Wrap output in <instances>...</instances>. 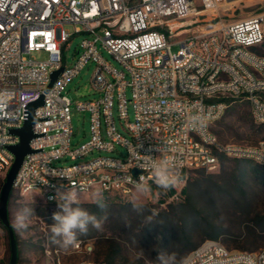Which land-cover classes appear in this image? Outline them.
Listing matches in <instances>:
<instances>
[{
	"label": "built area",
	"instance_id": "1",
	"mask_svg": "<svg viewBox=\"0 0 264 264\" xmlns=\"http://www.w3.org/2000/svg\"><path fill=\"white\" fill-rule=\"evenodd\" d=\"M232 1L0 0V177L6 178L16 161L10 148L21 138L13 131L25 126L29 106L43 97L44 105L35 112L36 137L30 144L34 153L25 158L14 184V191L23 196L39 192L47 203L62 204L57 193L70 188L75 202L92 193L129 197L135 191L123 182L127 174L137 181L142 175L149 188L158 187L150 171L136 166L143 156L164 154L181 162L179 193L170 202L180 199L189 172L216 173L223 157L264 167V141L257 146L223 144L213 132L229 109L241 103L250 105L257 125H264V13L230 24L218 22L209 33L195 32L182 40L164 30L170 22L201 11L217 13ZM83 34L93 38L83 41L79 60L68 67L63 47ZM174 46H180L178 53L172 51ZM100 47L124 71L107 62ZM36 53L48 59L38 60ZM91 63L96 65L93 84L102 97L77 103L79 111L91 113L92 134L74 149L73 102L66 88ZM62 69L47 93L53 74ZM116 100L121 128L114 116ZM119 148L126 157L118 156ZM94 152L108 156L55 166L62 159L78 162ZM74 249L93 251L83 242ZM187 261L264 264V249L231 251L219 241H207Z\"/></svg>",
	"mask_w": 264,
	"mask_h": 264
},
{
	"label": "rangeland",
	"instance_id": "2",
	"mask_svg": "<svg viewBox=\"0 0 264 264\" xmlns=\"http://www.w3.org/2000/svg\"><path fill=\"white\" fill-rule=\"evenodd\" d=\"M264 13V0H234L223 4L217 13L207 14L201 11L199 15L191 18L170 22L164 30L169 35L176 34L178 40L186 39L195 32L209 33L218 22L230 24L250 16ZM68 30L72 31L71 27ZM93 36L83 34L76 36L63 47L64 64L73 67L82 54V43ZM174 53L180 51V46L172 48ZM104 59L113 67L124 71L112 55L101 49ZM38 60H47L48 55L36 53ZM96 65H87L80 74L66 88V95L73 102V148H79L91 139V113L79 111L77 103L99 100L102 94L93 84ZM130 79V77L128 78ZM129 100H132V89L127 91ZM116 123L121 128L118 111V100L114 110ZM129 121H134V108L129 106ZM242 118V119H241ZM213 131L223 144H242L257 146L264 141V126L253 121L252 110L249 104L234 105L214 126ZM119 157H126L124 149L119 148ZM107 153L94 152L73 162L62 159L55 163L56 167H68L76 163L92 161ZM116 157L117 155H110ZM255 162L239 160H222V167L216 173L204 171H191L182 185L190 187L192 208L172 209L158 203L157 195L163 189L149 188L142 195L134 192L129 197L99 195L107 205L99 215L94 213L95 201L98 194L83 195L73 207L87 209L98 218L107 214V220L100 231L90 227L87 236H80L79 240L84 245H91L92 253L76 252L74 248L64 249L59 243L54 242L51 226L54 223L53 214L61 211L59 206H48L41 194L21 195L14 191L9 204L10 219L16 230L19 245L18 264H83L104 263L110 257L115 264H153L156 256L155 249L164 247L169 251L182 253V245L173 238L174 230L178 231L184 226L190 234L189 246L192 251L201 247L207 241H216L212 237L219 235L221 242L231 251L258 253L264 249V167L259 165V170L254 171ZM6 178L0 177V196ZM184 186V187H185ZM144 203L148 209H154L157 215L152 223H147L144 216H138L132 209L131 202L136 200ZM33 200L35 203H33ZM182 199L175 202H182ZM129 204V207H123ZM34 207L35 215L30 217L25 229H18L15 217L23 207ZM169 219V229L166 238L152 240L160 232L159 222L161 217ZM147 223V224H145ZM178 233V232H177ZM149 234V235H147ZM165 241V242H163ZM143 249L145 255L137 260V252ZM49 253H52L51 255ZM12 252L8 231L0 225V264H11ZM60 262V263H59Z\"/></svg>",
	"mask_w": 264,
	"mask_h": 264
},
{
	"label": "clouds",
	"instance_id": "3",
	"mask_svg": "<svg viewBox=\"0 0 264 264\" xmlns=\"http://www.w3.org/2000/svg\"><path fill=\"white\" fill-rule=\"evenodd\" d=\"M163 153V152H162ZM141 163L137 164L143 171H150L154 183L163 190H169L175 187L180 182V167L181 162L172 156L152 158L143 156ZM123 182L132 185L133 190L137 194H144L149 191V187L144 183V178L141 175L139 181L134 180L131 174H127L123 178ZM39 192L37 193V195ZM57 200L63 201L59 204L61 211L53 214L54 223L51 226L54 242L60 244L64 249L78 248L81 241L80 236H87L90 227L97 231L102 230L103 223L107 220V214L102 218H98L94 213H90L87 209L81 207H73L76 200L75 192L68 188L65 191L58 192ZM139 196L136 200L131 202L133 211L138 216H146L147 223L156 222L154 217L157 215L154 209H148L144 203L138 202ZM33 203L34 200H33ZM98 208L103 211L107 206L99 195L95 201ZM35 215L34 207H23L17 212L15 217L16 227L18 229H25L28 226L30 217ZM145 223V224H147ZM159 223V222H157ZM156 256L153 259V264H188L186 257H178L175 251H169L167 248L160 247L155 249ZM145 252L140 249L136 254V259L143 258Z\"/></svg>",
	"mask_w": 264,
	"mask_h": 264
},
{
	"label": "water",
	"instance_id": "4",
	"mask_svg": "<svg viewBox=\"0 0 264 264\" xmlns=\"http://www.w3.org/2000/svg\"><path fill=\"white\" fill-rule=\"evenodd\" d=\"M63 72L64 69L57 71L53 74L52 83L47 89L46 91L47 93H49L52 90L53 86L58 81V79L60 78ZM43 105H44V97L38 102L31 104L28 108L29 116L25 126L21 130L13 131L14 134L18 135L21 138V143L18 146L10 148V150L16 156V161L6 177V182L0 196V221L2 225L7 229L10 236V245L12 252L11 264H18L19 245L16 236V230L13 227L10 219V211H9L10 199L14 190L15 181L24 164L25 158L28 155L34 153V151L31 149L30 144L31 141L36 137L35 133L33 132L34 125L37 123V119L35 118V112L38 108L42 107ZM137 174L138 172H136V175Z\"/></svg>",
	"mask_w": 264,
	"mask_h": 264
},
{
	"label": "trees",
	"instance_id": "5",
	"mask_svg": "<svg viewBox=\"0 0 264 264\" xmlns=\"http://www.w3.org/2000/svg\"><path fill=\"white\" fill-rule=\"evenodd\" d=\"M231 109V108H230ZM229 109V110H230ZM229 112V111H228ZM228 112L226 114H228ZM226 116V115H225ZM242 119V118H241ZM254 121V120H253ZM264 126V125H262ZM214 132V131H213ZM215 133V132H214ZM223 159H229V160H235V159H230V158H225L223 157ZM239 161H248L250 163H254V161L252 160H239ZM257 164V163H256ZM257 170H259V164L256 165V167H254V171L256 172ZM154 193L157 194V189H159V187H154ZM14 192V190H13ZM179 193V188L178 187H173L171 189L168 190V192H165L164 190L163 191H160V195H157V197L159 198L158 199V203L160 205H166V206H169L171 207L172 209H185V208H192V197H191V193H190V187L188 185H186L182 191L180 192L179 196H180V199H182L183 203H178V202H170V198H172L173 196L177 195ZM13 196V193L11 195V197ZM11 200V199H10ZM48 206H59V204H53V203H47ZM107 206V205H106ZM131 205L129 204H123V207H129ZM107 208V207H106ZM101 209L97 207V205H95V210H94V213L96 215H99L101 213ZM264 219V218H263ZM0 225L1 227L7 231V229L2 225L1 221H0ZM159 225L161 227L160 229V232L159 234H157L155 237H152L151 239L152 240H159V238L161 237H166V232L167 230L169 229V219L167 217H161L160 221H159ZM178 232V233H177ZM149 235V234H147ZM161 236V237H160ZM154 238V239H153ZM173 238H175V240L177 239L178 243L180 245H182L183 249H182V253L180 254L179 257H186L188 258V256L190 255L192 251V248L188 245L189 244V239H190V234L189 232L186 230V228L184 226H181L179 228V230L177 231L176 228L174 230V235H173ZM220 236L219 235H216L214 237H212L213 240H219ZM166 238H164L165 240ZM165 242V241H163ZM113 254H110V257L107 259V263L108 264H115L114 260L111 258V256H114L115 253L114 251L112 252Z\"/></svg>",
	"mask_w": 264,
	"mask_h": 264
}]
</instances>
